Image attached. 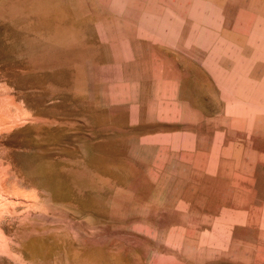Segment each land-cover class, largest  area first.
Instances as JSON below:
<instances>
[{"label":"rangeland","instance_id":"1","mask_svg":"<svg viewBox=\"0 0 264 264\" xmlns=\"http://www.w3.org/2000/svg\"><path fill=\"white\" fill-rule=\"evenodd\" d=\"M0 264H264V0H0Z\"/></svg>","mask_w":264,"mask_h":264},{"label":"bare ground","instance_id":"2","mask_svg":"<svg viewBox=\"0 0 264 264\" xmlns=\"http://www.w3.org/2000/svg\"><path fill=\"white\" fill-rule=\"evenodd\" d=\"M183 1V0H182ZM194 2V1H193Z\"/></svg>","mask_w":264,"mask_h":264}]
</instances>
